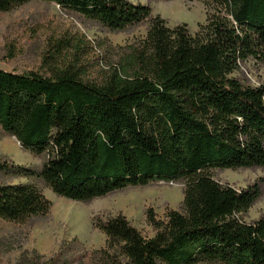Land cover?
<instances>
[{"label": "trees", "instance_id": "obj_1", "mask_svg": "<svg viewBox=\"0 0 264 264\" xmlns=\"http://www.w3.org/2000/svg\"><path fill=\"white\" fill-rule=\"evenodd\" d=\"M29 1L0 0V13ZM42 1L113 31L149 26L101 82L86 81L72 64L50 73L0 68L3 132L47 157L40 169L0 161V174L42 179L80 202L152 182L184 183L181 210L167 208L162 218L146 209L153 236L122 212L95 217L106 246L85 255L89 264H264V215L244 220L264 178L238 189L211 174L264 167V83L232 76L250 58L264 63V0H200L209 11L195 34L131 0ZM52 205L33 182L0 183L1 219L26 223ZM41 264L67 261L59 253Z\"/></svg>", "mask_w": 264, "mask_h": 264}, {"label": "rangeland", "instance_id": "obj_2", "mask_svg": "<svg viewBox=\"0 0 264 264\" xmlns=\"http://www.w3.org/2000/svg\"><path fill=\"white\" fill-rule=\"evenodd\" d=\"M131 1L151 6L152 15H161L171 27L187 23L192 34L206 22L209 11L200 0ZM148 26L149 22L144 21L113 31L55 2L30 0L16 10L0 13V68L50 73L72 64L86 81L101 82L122 48L145 37ZM232 76L245 85L258 86L264 83V63L250 58ZM46 158L24 150L0 126V161L40 169ZM211 174L222 183L242 189L264 178V167L212 169ZM18 182L35 183L53 205L47 216L26 223L0 218V264H41L59 253L67 264H89L85 255L106 246L105 234L93 224L95 217L107 218L122 212L143 235L150 237L154 232L146 221V209L153 207L163 218L167 208L181 210L184 199L183 182H152L80 202L57 195L42 179L0 174V183ZM260 183V197L244 214L247 222L264 215V181ZM37 255L41 256L39 261Z\"/></svg>", "mask_w": 264, "mask_h": 264}]
</instances>
